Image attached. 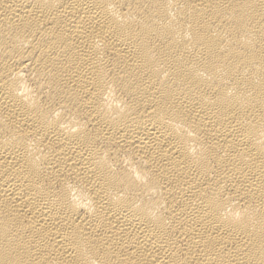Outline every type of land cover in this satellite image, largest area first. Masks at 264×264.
Masks as SVG:
<instances>
[{"label": "bare ground", "instance_id": "1", "mask_svg": "<svg viewBox=\"0 0 264 264\" xmlns=\"http://www.w3.org/2000/svg\"><path fill=\"white\" fill-rule=\"evenodd\" d=\"M0 264H264V0H0Z\"/></svg>", "mask_w": 264, "mask_h": 264}]
</instances>
